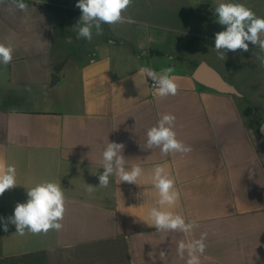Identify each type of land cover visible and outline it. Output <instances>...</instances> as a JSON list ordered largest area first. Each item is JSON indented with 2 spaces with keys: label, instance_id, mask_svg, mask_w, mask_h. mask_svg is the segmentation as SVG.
<instances>
[{
  "label": "crops",
  "instance_id": "crops-1",
  "mask_svg": "<svg viewBox=\"0 0 264 264\" xmlns=\"http://www.w3.org/2000/svg\"><path fill=\"white\" fill-rule=\"evenodd\" d=\"M77 2L25 0L26 11L13 0L0 3V43L14 49L12 62L0 65V168L14 165L17 183L0 196V218L12 216L38 183H60L65 195L60 231L20 235L0 221V264H186L178 242L205 232L200 264H264V118L253 94L236 86L256 75L217 64L215 37L189 19L179 27L131 19L102 25L91 41L77 39ZM191 14L205 23L204 12L193 6ZM202 62L237 93L196 81ZM144 67L172 68L177 95L158 97ZM164 113L175 115L190 153L143 147ZM108 142L124 145L127 168L144 169L137 184L112 176L99 187ZM157 164L180 193L164 210L194 220L190 234L150 226V210L159 207L151 179Z\"/></svg>",
  "mask_w": 264,
  "mask_h": 264
},
{
  "label": "clouds",
  "instance_id": "clouds-1",
  "mask_svg": "<svg viewBox=\"0 0 264 264\" xmlns=\"http://www.w3.org/2000/svg\"><path fill=\"white\" fill-rule=\"evenodd\" d=\"M4 0H0L3 3ZM15 7L26 11L28 5L25 0H13ZM133 0H78L76 7L81 10L77 24L72 28L77 39L91 41L93 34L103 35L102 25H115L132 23L123 13L131 6ZM218 14L217 22L224 26V30L215 33V51L220 60H224L226 51H249V43L257 46L264 53V17H258L249 7L242 3L224 2L220 0L214 8ZM13 46L0 43V65L7 66L13 59ZM260 64L264 66V56H258ZM146 78L152 81V87L158 97L175 96L179 85L176 78L171 75L172 68L162 70L159 74L148 67L141 69ZM175 115L164 113L157 124L146 132V149L159 148L162 156L169 154H188L191 146L177 138L175 131ZM122 143L108 142L102 152L103 173L98 176L99 187H107L110 177L115 176L117 182L137 184V180L144 174L140 164L126 167V158L123 155ZM152 183L159 193V207L150 210V218L157 232H182L190 234L198 225L196 222H186L181 214L164 210L165 206L171 208L180 199V193L175 187V180L165 170L163 165H155L151 175ZM16 183V168L7 165L0 168V196L7 190L14 188ZM95 187L89 186L91 192ZM27 201L17 203L12 216L3 222V230L8 231V224L16 227V233L24 235L48 233L50 230L60 231L63 228L61 221L65 213V195L60 183L45 181L38 183L27 190ZM207 233H201L198 239L180 240L177 244V255L185 258L186 264H200V257L205 253ZM161 257L165 252L161 251Z\"/></svg>",
  "mask_w": 264,
  "mask_h": 264
},
{
  "label": "rangeland",
  "instance_id": "rangeland-1",
  "mask_svg": "<svg viewBox=\"0 0 264 264\" xmlns=\"http://www.w3.org/2000/svg\"><path fill=\"white\" fill-rule=\"evenodd\" d=\"M219 2L220 0H133V3L123 15L125 18L135 21L165 23L170 27L183 26L189 19V21L195 24L202 25L209 32L208 36L215 37V33L224 30V26L217 22L218 18L206 14L205 23H201L199 18L191 14V11L194 6L198 12H202L199 8L204 4H209L210 9L214 11ZM224 2L242 3L255 12L258 17H264V0H224ZM258 56H264V53L260 52L257 46L249 43L248 52H243L242 50H237L236 52L229 51L228 58L219 60L217 64L223 63V67L226 70H238L240 75H256L254 79L252 75V77L240 83V87L235 85L238 89L241 88L246 93L253 94L250 96L251 100L255 102V106L258 107V103L261 106L258 116L264 118V100L261 97L262 94H260L262 92L257 93L258 90L264 91V66L260 64L257 59ZM259 99L260 101L257 102Z\"/></svg>",
  "mask_w": 264,
  "mask_h": 264
},
{
  "label": "water",
  "instance_id": "water-1",
  "mask_svg": "<svg viewBox=\"0 0 264 264\" xmlns=\"http://www.w3.org/2000/svg\"><path fill=\"white\" fill-rule=\"evenodd\" d=\"M199 9L207 15L218 18V14L210 9L209 4L201 5ZM194 79L202 85L221 93H237L236 88L226 82L222 76L206 62H202L196 68L194 72ZM260 132L264 135V124L261 125Z\"/></svg>",
  "mask_w": 264,
  "mask_h": 264
},
{
  "label": "built area",
  "instance_id": "built-area-1",
  "mask_svg": "<svg viewBox=\"0 0 264 264\" xmlns=\"http://www.w3.org/2000/svg\"><path fill=\"white\" fill-rule=\"evenodd\" d=\"M151 86H152V83H151Z\"/></svg>",
  "mask_w": 264,
  "mask_h": 264
}]
</instances>
